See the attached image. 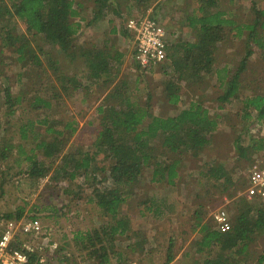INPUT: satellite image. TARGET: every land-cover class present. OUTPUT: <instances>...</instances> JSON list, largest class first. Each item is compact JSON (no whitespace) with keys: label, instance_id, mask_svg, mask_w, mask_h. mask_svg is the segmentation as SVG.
<instances>
[{"label":"rangeland","instance_id":"rangeland-1","mask_svg":"<svg viewBox=\"0 0 264 264\" xmlns=\"http://www.w3.org/2000/svg\"><path fill=\"white\" fill-rule=\"evenodd\" d=\"M78 1L81 2L82 15V19H75L82 27L75 41L82 47L78 53L84 48H106L111 56L121 54L118 66L114 60L109 62L112 66L116 65V73L113 72L114 79L110 84L89 80L82 57L75 56L71 59L57 46L46 43L42 36L32 38L23 23L12 15L6 14L0 20V34L4 29L1 25H4L13 36H22L35 51L40 47L43 53H48L51 59L57 60L62 74L78 80L76 88L69 86L67 92L63 90L59 99L56 98L53 107L48 110V119L75 120L78 132L73 138L90 141L94 138V130L98 125L97 107L116 105L115 100L108 95L119 87L125 88L127 95L137 106L144 105L149 93L150 109L154 115L172 116L181 109L188 108L191 102H199L215 121L209 135L210 142L197 155L186 152L179 156L176 168L178 175L173 183L159 177L151 181L153 165L143 169V176L134 188V195L128 197L119 209L118 217H125L129 228L106 243L111 252L110 263L206 264L207 260L227 259L225 264H259L260 257L264 258V230L254 233L243 250L236 253L235 247L222 250L215 244L200 245L204 236L200 228L201 224H205L209 230H215L213 214L220 208L227 212L232 222L237 206L243 200L249 201L244 194L248 170L256 159L263 156L261 151L248 158H240L235 139L239 137L243 144L250 137L264 140L263 124L254 119L255 111L243 102L245 97L264 94V46L248 43L253 52L241 72L240 98L219 102L218 96L222 94L223 87L215 73L225 68L230 77L240 65L246 54L249 33L244 28L246 25L255 24L256 35L263 41L264 28L260 26V22H256L255 9L264 11V0H215V6L208 8L209 11L206 9V13L219 12L223 19L232 21V25L242 26V32L240 36H235L231 26L225 27V38L216 44L212 73L206 75L200 83H193L190 79L186 82L179 81L180 97L175 106L167 102L163 92V81L166 79L163 69L169 61L165 57L156 65L141 68L133 53L132 37L125 24L128 19L141 15L156 18L168 34L167 55L174 42L197 39L196 30L200 26H193L190 21L198 19L205 12L199 9L200 0H147L143 6H139L135 0H114L119 14L111 7H105L102 15L97 18H93L96 7L94 0ZM0 5L10 6V3L8 0H0ZM260 21H263L262 17ZM14 49L7 47L0 36V137L3 135L13 144L20 145L11 150L12 154L6 160H0V216L16 213L19 209L23 210L22 214L34 215L46 231L42 241L57 244L54 254L62 263L94 264L93 257H89L91 248L85 242H80V239L75 241L73 236L75 233L82 234L93 228L108 226L113 221L103 215L95 204L87 201L91 188L78 190L79 178L66 195L63 191L55 192L52 177L40 178L38 182L27 177L32 160L44 163L52 161L53 166L49 171L51 175L60 167L61 157L47 160L40 151L33 148L41 137L48 140L50 135L45 134L43 123H37L44 118L43 112L35 110L29 104L35 86H29L28 89L27 79L22 77L23 67L15 62L17 53ZM41 60L47 65V56L41 54ZM165 69L174 79L172 68ZM49 76L53 78L50 71ZM4 87H9L13 97L20 96V102L13 107L14 113L9 117H5L6 105L2 96ZM246 114L249 115L248 119L245 118ZM28 121L32 122V130L27 131L23 137L21 127ZM4 127L7 131H3ZM154 145L158 150L156 143ZM88 148L89 146H84V149ZM158 158L166 161L167 155L161 154ZM100 161L102 162L101 154L95 162ZM213 167L221 169V178L215 179L212 176L213 171L209 168ZM60 185L65 186L64 183L56 186ZM105 186H111L110 181L101 183L99 188ZM53 208L56 212L51 214ZM196 215H199L201 224L194 227ZM192 226L194 230H191ZM171 239L174 243L172 260L167 262V248ZM261 264H264V260Z\"/></svg>","mask_w":264,"mask_h":264},{"label":"trees","instance_id":"trees-1","mask_svg":"<svg viewBox=\"0 0 264 264\" xmlns=\"http://www.w3.org/2000/svg\"><path fill=\"white\" fill-rule=\"evenodd\" d=\"M8 1L10 6L0 5V20L6 14L12 15L23 23L32 38L36 35L42 36L46 43L57 46L71 59L75 56L82 57L87 68L86 77L89 80H99L104 84H110L113 81L116 65L112 66L109 62L114 60L118 66L120 53L111 56L106 48H93L92 50L84 48L78 53L82 47H79L75 41L78 39L82 27L75 19H82L80 1ZM94 1L96 7L93 18L101 16L105 7H111L117 15L119 14L118 5L114 0ZM135 1L139 6L147 3V0ZM200 4L199 9L202 12L205 11L204 14L198 19L190 21L193 26H200L196 30L197 39L174 42L171 45L170 53L166 55L169 64L165 68H172L175 75L173 79L169 71L163 69L166 75V79L163 81V92L167 102L173 106L179 102V81L186 82L190 79L193 83H200L206 75L212 73L216 44L225 38V27L231 26L230 29L235 31V36H240L242 32V26L232 25V21L223 19L221 13H206V9L215 6V0H200ZM255 13L256 22H260V26L264 28V11L255 9ZM260 17L263 21H260ZM1 26L4 29L1 28L0 36L7 47L15 48L14 51L17 53L15 62L19 67H23L22 77H26L28 89L29 86H35L29 104L44 114V118L38 120L37 123H43L45 134L50 135L48 140L41 137L33 148L40 151L42 157L47 160L61 157L60 167L51 175L49 171L53 166L52 161L44 163L38 160H32V165L26 175L36 182L46 176L49 179L52 177V186L56 193L63 191L68 195L73 184H77L78 178L80 180V185L77 186L79 191L91 188L87 201L95 204L103 215L113 222L109 221L108 226L93 228L89 232L75 233L73 239L75 241L80 239V242H85V245L91 248L89 257H93L94 264H111V252L106 243L117 234L125 233L129 228L126 218L118 217L119 209L128 197L134 195V188L143 176V169L153 165L151 181L159 177L160 179L164 178L168 183H173L174 178L178 175L176 168L180 161L179 156L186 152L197 155L200 149L210 142L209 135L215 126V121L208 116L207 110L199 102H191L188 108L181 109L172 116L154 115L150 109L151 95L149 93L144 105L137 106L135 102L131 101L125 88L116 87L108 95L109 98L115 100L116 105L97 107L99 118L97 128L94 130V138L90 141L73 138L78 132L76 121L73 119H48V110L53 107V102L56 98L59 99L63 90L67 92L69 86L77 87V78L62 74L59 71L57 60L51 59L48 53H43L40 47H38V51H35L22 36H13L8 29H5L7 27ZM255 27V24L244 27L249 30L246 54L237 69L231 73L230 77H228V71L225 68L215 73L216 79L223 87L222 94L218 96L219 102L225 103L241 97V72L253 52L248 43L253 42L259 47L264 46V39L262 41L256 35ZM21 37L22 39H20ZM41 54L47 56V65L42 63ZM49 71L53 78L49 76ZM2 96L6 105L5 117H9L14 113L13 107L20 102V96L13 97L9 87H4ZM243 102L245 106L255 111L254 119L264 126V94L245 97ZM248 114L245 115L247 119L249 118ZM24 127H21L23 137L26 136L27 131L32 130V122L28 121ZM4 129L7 131L5 127L3 131ZM154 143L158 146V150L154 148ZM84 146H89V148L84 149ZM235 146L240 158H248L254 153L264 150V140L250 137L243 144L237 137ZM14 147L19 148L20 145L13 144L1 135L0 160H6L12 154L11 150ZM99 154L102 155V162L96 163L95 160ZM161 154L167 155L166 161H160L158 156ZM209 170L213 171L212 176L215 179L221 178L219 167L209 168ZM105 181H110L111 186L99 188L100 184ZM58 183H64L65 186H56ZM51 211V214H54L56 209L53 208ZM22 213L23 210L19 209L16 213L5 214L1 217H20ZM194 218V227L201 224L199 215ZM229 223L230 229L226 233H220L216 229L211 231L207 225L201 224L200 230L204 232V236L200 245L215 244L222 250H230L235 247L236 253H240L254 233L264 230V203H251L243 200L240 206H237V212L233 215L232 222L229 220ZM194 227L192 226L191 230H194ZM173 248L174 243L171 239L167 248V262L172 260ZM226 260H207L206 264H223ZM263 260L264 258L260 257L259 264Z\"/></svg>","mask_w":264,"mask_h":264},{"label":"built area","instance_id":"built-area-1","mask_svg":"<svg viewBox=\"0 0 264 264\" xmlns=\"http://www.w3.org/2000/svg\"><path fill=\"white\" fill-rule=\"evenodd\" d=\"M125 28L131 34L133 53L141 68L147 69L166 57L168 34L158 20L141 15L128 19ZM244 194L251 203H264V150L262 158L256 159L248 170ZM33 216H0V264H64L54 254L57 244L42 241L46 231ZM213 220L218 232L229 231V216L223 208L214 212Z\"/></svg>","mask_w":264,"mask_h":264}]
</instances>
